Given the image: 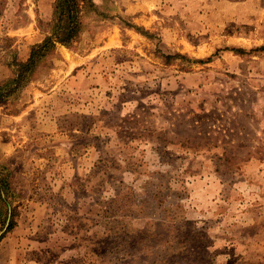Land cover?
<instances>
[{
	"label": "rangeland",
	"instance_id": "1",
	"mask_svg": "<svg viewBox=\"0 0 264 264\" xmlns=\"http://www.w3.org/2000/svg\"><path fill=\"white\" fill-rule=\"evenodd\" d=\"M54 3L0 0V82ZM94 3L0 107V264H264V0Z\"/></svg>",
	"mask_w": 264,
	"mask_h": 264
},
{
	"label": "trees",
	"instance_id": "2",
	"mask_svg": "<svg viewBox=\"0 0 264 264\" xmlns=\"http://www.w3.org/2000/svg\"><path fill=\"white\" fill-rule=\"evenodd\" d=\"M94 0H55L53 15L44 40L31 47L29 57L26 61H14L13 77L0 82V107L6 106L28 82L34 79L35 73L50 58L57 54L59 46L73 47L85 30V17L90 13H96ZM167 60L176 59L178 56H165ZM0 190L8 189L5 178L0 180ZM0 201L5 202L0 192ZM3 206L0 208V216ZM15 226L14 212L6 232Z\"/></svg>",
	"mask_w": 264,
	"mask_h": 264
}]
</instances>
